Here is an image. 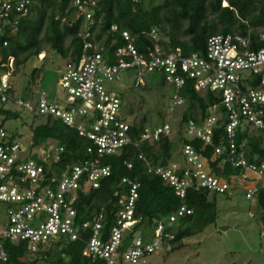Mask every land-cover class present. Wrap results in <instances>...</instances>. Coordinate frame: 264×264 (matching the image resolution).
I'll return each mask as SVG.
<instances>
[{
    "label": "built area",
    "instance_id": "2783aa9c",
    "mask_svg": "<svg viewBox=\"0 0 264 264\" xmlns=\"http://www.w3.org/2000/svg\"><path fill=\"white\" fill-rule=\"evenodd\" d=\"M98 1H71L76 16L85 19L80 33L84 44L81 57L67 59L60 71L59 85L65 92L62 103L50 101L47 91L34 86L31 92L37 99L19 97L10 80L14 69L12 57L9 72L1 75L0 104L28 111L32 116L52 115L61 119L91 142L87 151L95 155L82 163L59 168L57 163L63 147L56 141L46 139L56 145L48 153L37 154L34 153L35 145L43 141L35 143L33 130L31 143L25 147L6 129L0 128V213L5 215V219L0 218L2 261L8 259L4 247L8 240L25 243L30 252L63 238L84 241L83 255L102 262L100 264H141L148 255L161 250L165 230L179 217L192 214L193 209L182 206L166 222H159L147 242L139 233L125 239L126 232L138 221L135 212L140 184L137 179L124 177L118 184L117 224L109 231L104 229L103 213L84 221L78 219L76 205L82 194L98 188L101 181L111 175V167L102 165V159L127 153L130 148L135 150V157L146 172L160 177L181 199L189 189H205L227 197L241 189L247 199H254L259 188L264 186V163L249 161L246 143H237L240 127L250 125L253 130L264 127V30L255 40L239 33L216 34L208 39L204 53L185 54L181 47H172L157 28H152L142 32L152 45H146L141 51L135 36L118 25L112 26L101 39L97 38L102 18L94 29L92 26L96 23ZM31 4L30 0H0V31L5 25L17 29L19 19L30 13ZM110 32H118L125 40L112 52L105 45ZM116 42L114 39L112 46ZM132 70L135 72L129 77L135 78V86L143 85L145 76L153 73H160L164 81L173 86L168 119L154 127L146 126L139 136L133 134L132 121L122 113L119 92L105 84L119 80L123 72L128 75ZM187 80L199 93L222 94L227 144L216 146L211 159L203 155L202 150L212 145L214 127L221 115L215 113L218 107H214L202 125L189 119L179 128L176 113L185 103L180 92ZM255 80L258 81L256 85L252 84ZM180 135L187 139L200 138L202 149L198 151L192 144H181L184 160L168 165L152 164L142 151L144 144L154 145L163 137ZM221 155H224L221 165L229 164L247 172L233 179L219 177L210 164ZM125 163L130 168L134 166L132 160ZM233 180L239 181L237 186L232 184ZM254 214L250 211V216Z\"/></svg>",
    "mask_w": 264,
    "mask_h": 264
},
{
    "label": "trees",
    "instance_id": "16d2710c",
    "mask_svg": "<svg viewBox=\"0 0 264 264\" xmlns=\"http://www.w3.org/2000/svg\"><path fill=\"white\" fill-rule=\"evenodd\" d=\"M30 13L19 19L17 29L11 25L3 26L0 31V78L9 72V59L14 58L12 76H16L25 69L30 60L39 59L40 54L49 46L64 59L80 58L83 53L84 40L80 36L85 19L77 17L75 9L71 6L72 0H30ZM223 1L225 6H223ZM101 20L98 39L103 37L112 26L118 25L121 30L129 31L135 36V43L143 51L146 45H152L148 36L142 32H149L157 28L163 38H167L172 47H181L185 54L192 52L204 53L208 39L216 34L249 35L253 40L259 37L264 30V0H164L150 8L145 6L144 0H99L95 12L94 29ZM114 39L116 45L112 46ZM7 42V46H4ZM125 40L118 32L107 34L105 45L114 51L117 46L123 45ZM43 60V59H42ZM39 67L30 72L29 83H35L41 75ZM153 75L161 78L160 73ZM260 81V78H259ZM257 80L252 84H257ZM31 92L24 96L29 99ZM33 94V92H32ZM180 95L185 100L184 105L177 111L178 126L189 119L202 125L211 115L214 107H218L219 116L213 132V143L207 145L202 153L211 159L216 146L227 144L224 128L225 108L221 93L207 91L199 93L190 80H187ZM122 98V97H121ZM162 123L168 119L167 111H159ZM21 111L0 104V128H4L7 120L21 117ZM133 114V109L130 110ZM34 141L54 140L63 147L59 168L67 165L79 164L86 159H93L87 149L91 142L79 135L78 131L67 126L61 119L54 116H32ZM40 119L39 122L34 120ZM149 120L143 116L141 120H132V131L135 136L148 126ZM246 125L237 132V143H246V155L249 161L264 163V127L252 130ZM7 130V129H6ZM16 138V135H12ZM192 144L198 151L203 147L200 138L187 139L180 135L177 138L163 137L154 145L144 144L142 151L148 156L152 164L168 165L173 162V154L181 144ZM224 155L211 160V168L215 173L225 179H233L247 171L243 168H234L229 164H222ZM132 160L134 166L128 167L126 161ZM181 152V160L183 161ZM102 165L111 167V175L104 178L98 188H92L87 194H82L76 205L78 219L81 221L92 219L98 213H103L105 231H109L117 224L119 211V198L116 195L117 186L124 177L137 179L140 184L139 198L136 203L135 216L137 222L125 234V239L132 238L139 233L144 240H149L156 225L169 219L182 206L193 209V213L183 215L165 230L163 246L176 244L171 251L184 247L183 240L202 232L207 226L216 222L218 216L217 193L209 190L189 189L184 199L175 194L174 189L167 185L160 177L148 174L145 167L135 157V150L130 148L123 154L105 156ZM119 188V187H118ZM257 204V219L264 225V186L254 197ZM85 243L79 240L66 238L40 246L38 251L30 252L25 243H13L9 240L4 247L8 253L7 261L0 260V264H100L83 255ZM38 255L29 260L27 256Z\"/></svg>",
    "mask_w": 264,
    "mask_h": 264
},
{
    "label": "rangeland",
    "instance_id": "374dc122",
    "mask_svg": "<svg viewBox=\"0 0 264 264\" xmlns=\"http://www.w3.org/2000/svg\"><path fill=\"white\" fill-rule=\"evenodd\" d=\"M144 1L145 6L150 8L164 0ZM223 6H225L224 1ZM39 59L30 60L25 65V69L16 76H11L10 80L14 83L15 91L19 97H24L34 86L47 91L48 99L60 104L65 97V92L59 85L60 71L66 59L49 46L45 47ZM35 67L41 69V75L35 83H29L30 72ZM160 79L156 75L148 74L143 85L135 86V78L123 72L119 80L107 81L105 84L108 88L119 92L123 101L122 113L128 121L135 118L141 120L146 116L149 120L148 125L154 127L162 123L159 111H167L173 93V86ZM30 94L29 98L37 99L35 93ZM131 109L133 114H130ZM21 112V117L7 120L4 127L10 134L16 135V139L25 147H29L33 118L28 111ZM39 121L40 119L34 120L35 123ZM55 145L56 142L43 140L42 144L35 145L34 153H48ZM43 147L45 148L42 149ZM180 160L179 145L172 161ZM248 175L252 177L249 173ZM237 180H233L232 184L237 186L239 182ZM217 209L216 222L207 226L202 232L185 238L182 249L171 251L176 244L163 246L161 250L148 255L141 264H264V225L257 219L258 207L255 200L247 199L243 190L236 189L231 197L217 195ZM250 211L255 213L254 216H250ZM0 218L5 219L4 213H0ZM37 256L31 254L27 259L33 260Z\"/></svg>",
    "mask_w": 264,
    "mask_h": 264
},
{
    "label": "water",
    "instance_id": "95a60500",
    "mask_svg": "<svg viewBox=\"0 0 264 264\" xmlns=\"http://www.w3.org/2000/svg\"><path fill=\"white\" fill-rule=\"evenodd\" d=\"M134 70H132V71H129V73H128V76H130V75H132V74H134Z\"/></svg>",
    "mask_w": 264,
    "mask_h": 264
}]
</instances>
